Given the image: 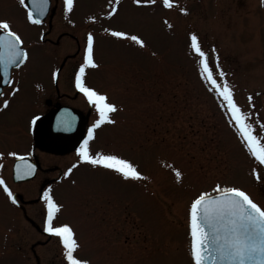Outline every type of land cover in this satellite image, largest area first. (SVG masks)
I'll return each instance as SVG.
<instances>
[{"label":"rangeland","instance_id":"374dc122","mask_svg":"<svg viewBox=\"0 0 264 264\" xmlns=\"http://www.w3.org/2000/svg\"><path fill=\"white\" fill-rule=\"evenodd\" d=\"M54 1L36 26L24 0H0V33L27 55L0 97V178L63 79L101 120L88 114V159L49 201L36 203L42 175L16 186L23 211L0 190V264H191L195 200L240 190L264 212V0ZM37 158L52 177L74 159Z\"/></svg>","mask_w":264,"mask_h":264},{"label":"water","instance_id":"95a60500","mask_svg":"<svg viewBox=\"0 0 264 264\" xmlns=\"http://www.w3.org/2000/svg\"><path fill=\"white\" fill-rule=\"evenodd\" d=\"M25 3L28 14L37 24L41 23L48 0ZM17 47L10 35H0L2 65L15 66L14 56L22 55ZM2 80L3 85L7 77L2 76ZM74 127L75 115L71 111H51L34 125V144L52 154L68 152L77 140ZM19 166V162L14 164L15 174ZM190 224L194 264H264V218L244 196L224 192L197 200L192 206Z\"/></svg>","mask_w":264,"mask_h":264},{"label":"flooded vegetation","instance_id":"af4514ba","mask_svg":"<svg viewBox=\"0 0 264 264\" xmlns=\"http://www.w3.org/2000/svg\"><path fill=\"white\" fill-rule=\"evenodd\" d=\"M74 70V69H73ZM72 70V71H73ZM14 71H11V77H10V84L12 83V73ZM60 73V69L57 71V74ZM57 75L54 77V80L56 79ZM68 85V82L63 79V86L64 88H62L63 92H59V87L58 85H54L53 89L48 90V95L47 97L44 99V104L48 107L47 111L56 109V108H69L72 109L74 111H76L77 114V122H76V134H78L79 136V141L82 142L83 141V132L85 130V128L87 126H89V124L87 125V116L88 114L91 113L92 110H94V108L92 107L91 103H89L88 100L84 99L77 91V87L79 86H75L71 83L70 81V77H69V86H67L65 88V86ZM8 88V87H6ZM6 88H3L1 90V94L0 97L2 96L3 92L5 91ZM66 89V90H65ZM45 93V92H44ZM79 102L80 104H83L85 109H86V113L83 115V113L81 112V110L79 108H75L72 107V105H70L72 102ZM70 102V103H69ZM2 105H6L5 103H2ZM39 151L37 150H28L23 156H30V159L33 161V163L36 166V170L34 172L33 177L31 178V180H28L26 182L23 183H13L12 181H8V182H2V186L4 187V189H6L7 192H11L12 191V200L13 202L16 204V191L15 188L17 185L20 184H25L28 182H35L36 178L39 175H42L43 179L41 181L37 182V187H38V199H36V201H38L39 199L42 198L44 191H46V193L51 194V192L54 191V189L58 186V185H62L64 184L66 181H68V179L70 177H72V175L75 173V171L78 169V167H80V165L76 164L77 162L80 161V159H82V155L81 152L78 149H75L74 151L71 152L72 157L74 158L71 162H69L66 167L64 169H62V167H58L57 169V175L56 177H52L49 174L51 173V168L48 166H44L37 158V154ZM40 153V152H39ZM93 153V152H91ZM45 155V154H44ZM100 157H95L94 159V164L98 163V159ZM102 160V159H101ZM101 162V161H100ZM73 163V164H71ZM105 163H107V159L105 160ZM107 168V167H106ZM56 168H54L52 171H54ZM108 169V168H107ZM11 190V191H10ZM38 229V228H36ZM39 233L41 232V230H39Z\"/></svg>","mask_w":264,"mask_h":264}]
</instances>
